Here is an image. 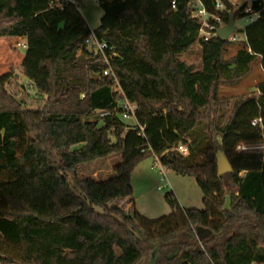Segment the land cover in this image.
I'll return each mask as SVG.
<instances>
[{"label": "trees", "instance_id": "16d2710c", "mask_svg": "<svg viewBox=\"0 0 264 264\" xmlns=\"http://www.w3.org/2000/svg\"><path fill=\"white\" fill-rule=\"evenodd\" d=\"M80 1L0 0V37L26 40L23 88L44 101L25 107L6 88L10 75H0V264H140L149 248L159 251L151 264H264V147L236 149L264 146V80L229 110L220 96L256 62L264 71V0L251 1L258 16L236 41L203 40L187 0H98L94 32L118 53L112 65L123 94L105 63L88 56L92 30ZM200 1L224 23L248 5L220 0L217 10L216 0ZM196 44L197 68L180 57ZM136 61L143 69L129 72ZM124 99L136 105L133 125L121 115ZM217 148L232 167L221 175ZM154 154L195 179L202 208L181 207L171 191L167 215L150 219L134 207L131 173ZM108 158L107 178L80 172Z\"/></svg>", "mask_w": 264, "mask_h": 264}, {"label": "rangeland", "instance_id": "374dc122", "mask_svg": "<svg viewBox=\"0 0 264 264\" xmlns=\"http://www.w3.org/2000/svg\"><path fill=\"white\" fill-rule=\"evenodd\" d=\"M238 2L240 5L243 3L242 0H238ZM79 8L88 27L94 31L99 26L100 19L103 15V9L99 6L98 0H81L79 2ZM250 23L251 20L247 14L235 18V35L239 37V40L244 37V29ZM17 42L18 40H11L9 37H0V75H10L6 88L10 93L14 94L18 100L23 101L25 107L41 109L44 104L43 97L36 94L33 89L23 88L25 86L27 87L28 80L21 75L19 68L25 55L26 48L17 45ZM20 42L24 44L26 40L23 38ZM237 48V44L229 46L226 57H231ZM180 57L192 64L195 68L199 67L201 60L200 46L196 44ZM156 58L157 56H155V59ZM126 66L129 72H139L143 69L142 63L138 61ZM261 79L259 65L256 62L249 76L244 77L235 85H222L220 87V96L228 99L225 107L229 110L236 99L246 97L256 92L255 87ZM125 122L130 125L135 123L133 118L125 119ZM262 147L264 146L258 144L256 149ZM114 161L115 159L108 158L103 162L87 163L81 166L80 172L84 175L91 174L96 179H104L113 174L112 166ZM152 165V156L146 157L137 164L131 173L134 207L141 214L150 219L158 218L171 212V207L166 199L167 194L170 192V188L164 186V183L160 180L158 171L154 169ZM166 174L171 182L173 194L181 207L199 209L203 207L202 192L193 177L178 175L170 170H166ZM157 186H161L162 190H157ZM117 203L124 208L125 211L131 209L128 203ZM140 243L143 248H146V244L143 241ZM156 251L158 254L154 258L153 256ZM146 252L147 255L140 264H151V260L157 259L159 256V251L157 249L151 250V248H149Z\"/></svg>", "mask_w": 264, "mask_h": 264}, {"label": "built area", "instance_id": "2783aa9c", "mask_svg": "<svg viewBox=\"0 0 264 264\" xmlns=\"http://www.w3.org/2000/svg\"><path fill=\"white\" fill-rule=\"evenodd\" d=\"M70 1L74 3V0H65ZM231 4L235 8H239L241 5L239 4L238 0H229ZM243 1V0H242ZM251 1L247 0L248 5L244 8V12L249 15V19L251 21L255 20L258 16V12H255L251 8ZM176 4V0L171 1L172 7H174ZM187 4L191 8V16L196 18L199 21L200 28H199V36L203 40H208L209 38L217 35V30L223 26L225 23L222 21L221 17L219 15L209 14L205 7L202 5L200 0H187ZM58 6H61V4H57ZM224 8V5L221 3L220 0L215 1V9L221 10ZM212 18V20H210ZM229 40L236 41L239 40V37L235 35V33L231 34L228 37ZM86 44L89 48V57L92 59H100L105 63V68L103 70L104 75H109L112 79L113 85L115 89L123 94V88L120 83V80L113 68V60L118 55L115 47L108 42L102 40L98 35L92 30L90 36L86 39ZM17 45H20L22 47L26 48V42L23 44L20 41L17 42ZM78 54H81V51H78ZM135 110L136 105L129 102L127 99H124L122 102V117L124 119L133 118L135 119ZM261 122V118H256L252 121L253 125H256ZM142 130V127H140ZM237 150H250V149H256V146H249L245 144H238L236 147ZM176 150L182 153L183 155L188 154L187 146L184 144H179L176 147ZM153 158V165L152 167L156 169L159 173L160 180L164 183V186L170 188V191L172 190L171 182L169 181L166 170L167 168L162 164L160 156L154 154L152 156ZM157 190H162L161 186H157Z\"/></svg>", "mask_w": 264, "mask_h": 264}, {"label": "water", "instance_id": "95a60500", "mask_svg": "<svg viewBox=\"0 0 264 264\" xmlns=\"http://www.w3.org/2000/svg\"><path fill=\"white\" fill-rule=\"evenodd\" d=\"M236 27L234 24V13L231 12L228 17L227 23H225L223 26H221L217 30V36L222 37V38H228L231 34L235 33ZM219 144H222V139L219 138ZM215 157H216V165H217V173L218 175H221L223 173L229 172L232 170V167L227 159V157L224 154V151L221 148H217L215 151ZM200 234H204L205 232H201L200 229H198ZM158 252L156 251L154 254V258Z\"/></svg>", "mask_w": 264, "mask_h": 264}, {"label": "crops", "instance_id": "0c3cea01", "mask_svg": "<svg viewBox=\"0 0 264 264\" xmlns=\"http://www.w3.org/2000/svg\"><path fill=\"white\" fill-rule=\"evenodd\" d=\"M9 39L20 41V40L23 39V38H20V37H9ZM258 65H259V64H258ZM259 73H261V78H262V80H264V71H262L260 65H259ZM255 88H256V87H255Z\"/></svg>", "mask_w": 264, "mask_h": 264}]
</instances>
